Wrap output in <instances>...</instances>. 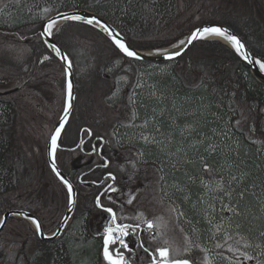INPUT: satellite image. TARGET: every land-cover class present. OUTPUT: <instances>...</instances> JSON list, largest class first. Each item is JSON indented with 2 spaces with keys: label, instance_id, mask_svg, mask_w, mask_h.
<instances>
[{
  "label": "trees",
  "instance_id": "obj_1",
  "mask_svg": "<svg viewBox=\"0 0 264 264\" xmlns=\"http://www.w3.org/2000/svg\"><path fill=\"white\" fill-rule=\"evenodd\" d=\"M198 4L222 7L220 0H102L87 8L111 18L138 48L154 49L148 38L168 31L172 35L158 45L162 48L204 24L184 28L192 21L188 12ZM29 12L25 4L10 18L7 11L0 10V82L23 84L0 90V101L22 107L25 90L57 81L64 93L61 118L69 100L67 64L46 40L43 28L47 20L35 21ZM252 13L243 12L242 17L257 20L264 29L263 17ZM216 18L213 21L224 22ZM234 27L248 39L256 55L264 58V32ZM180 28L184 31L178 34ZM56 35L74 57L79 79L77 110L59 153L62 166L80 189L75 218L99 208L102 195L106 205L115 207L122 217L119 204L107 199L106 189H125L143 179L145 193L175 199L173 204L183 212L182 220L199 244L224 245L219 231L228 223L242 231L236 248L249 251L248 246L254 247L255 256L264 264V83L250 62L236 48L215 39L198 42L181 59L155 62L128 55L107 32L84 21H69ZM89 95L96 96L91 104L94 120L85 117ZM81 115L78 136L70 139L72 124ZM101 136L108 138L105 155L92 151ZM86 138L89 144L84 146ZM14 149L5 157V146L0 143V174L14 166ZM108 158L110 166L106 165ZM51 167L45 180L67 193L71 202L70 188ZM110 173L118 175L115 184ZM16 194H0V221L10 210L28 207ZM28 209L44 219L50 233L61 227L67 214L53 216L48 208ZM122 220L133 222L127 217ZM6 233L16 240L35 239V247L44 241L24 217H14L0 236ZM89 248L91 254H97L100 245ZM219 251L230 257L236 254L225 247ZM187 258L207 264L201 248Z\"/></svg>",
  "mask_w": 264,
  "mask_h": 264
},
{
  "label": "rangeland",
  "instance_id": "obj_2",
  "mask_svg": "<svg viewBox=\"0 0 264 264\" xmlns=\"http://www.w3.org/2000/svg\"><path fill=\"white\" fill-rule=\"evenodd\" d=\"M97 1L102 0H67V2L65 0H0V10L7 11L5 15L10 18L14 11L20 8V5L25 4L26 7H29V13L33 15V20L44 21L54 14L68 10L64 9L66 8L64 7L65 4L71 7L70 9H74L79 8V6L94 5ZM220 1L222 7L218 8L205 4L194 6L193 10L188 12L189 14L192 13V15H189L192 21L187 22L184 28L189 29L197 23L217 22L213 20L218 17L222 18L221 20L224 21H221L222 23L226 22V24L233 27L240 25L246 31L250 29L259 33L264 32L257 20L242 17L243 12H256L255 17L260 14L264 19V0ZM5 23L8 25V20ZM131 25H129L130 30ZM181 31H184V29L180 28L178 34ZM167 32L154 38L145 37L158 49L160 48L158 45L164 43L166 37H171L172 34ZM142 37L144 38V36ZM83 45L85 44L83 43ZM86 72L85 69L84 73ZM55 82L57 81L34 84L25 90L22 97L24 100L22 107L17 108L10 103L0 101V143L5 146V157H9L10 150L15 148L11 157V162L14 160L13 169L11 167L5 175L0 174V194L14 191L17 193L16 199L22 205L35 207L36 209L48 208L53 211V216H62L64 212L68 213L71 206L68 194L57 189L56 185L54 186L53 183L44 178V176L52 173L49 155L50 137L53 136L59 121L63 117L60 118V104L64 93L61 92L60 83ZM22 85L17 80L7 83L0 82V90L9 91ZM69 94L68 89V98ZM88 98V102L84 107L88 112L85 117L94 120L96 117L93 114L91 104L96 100V96L89 95ZM82 118V115L77 117L72 124L69 132L70 139L73 138L74 140L78 136L75 133L80 129L79 121ZM101 140L97 139L96 142L102 145L105 142ZM107 143H105L106 148ZM94 149H96L95 146L92 151ZM111 187L106 189L107 199L110 202L119 204L122 218L127 217L133 220L132 225L144 224V228L140 231L144 233V239L154 251H157L161 246H167L170 241L174 255L176 249L181 250V259H190L187 257L194 253L197 248H201L203 253L206 252V259H204L207 264H210V257L211 264H263L255 256L254 247L248 246L249 251L239 249V247L236 248L235 243L242 237V231L230 226L228 223L220 229L219 233L224 239L221 238L219 241H223V247L233 250L236 253L235 256L223 255L219 251L222 246L220 244L214 245L210 241L207 246L202 241L204 246L201 247L199 240L188 230L184 220H182L183 212H180L177 204H173L175 199L164 197L158 193L154 197L151 195L152 192L145 193L147 187L145 180L142 179L138 184L125 189L120 188L119 192L112 191ZM28 207L17 209L29 210ZM151 220H156L158 224L162 223L164 227L162 229L158 227L155 232L150 231L148 222ZM113 225L114 216L112 213L99 206V209L95 207L92 212L81 213L80 216L74 218L60 240L54 242L44 240L37 247L34 244L35 239H30V241L16 240L7 232L2 237L0 236V264H112L107 257L106 249L107 229ZM161 231L163 235H161ZM156 237H159V240ZM189 237H191V243H189ZM130 239H133L134 247L137 248V251L129 252V256L133 258V264H154L156 259L161 258L159 256L153 257L152 253L143 247L139 236ZM88 244L100 245L99 252L91 254ZM34 247L36 248L35 251H33ZM189 247L193 249L191 252L187 251ZM248 253H251L252 259H249Z\"/></svg>",
  "mask_w": 264,
  "mask_h": 264
},
{
  "label": "snow or ice",
  "instance_id": "obj_3",
  "mask_svg": "<svg viewBox=\"0 0 264 264\" xmlns=\"http://www.w3.org/2000/svg\"><path fill=\"white\" fill-rule=\"evenodd\" d=\"M68 19H76L81 21H87L93 25L99 24L100 26H103V28L111 34V36L115 39L116 43L123 49L125 53L132 57H136L139 59H145V55L139 51L134 50L132 47L129 46V44L126 42V40L123 38V34L119 32L118 29H113L112 26L108 25L104 20H102L99 17H87L84 15H76V16H69L66 17ZM59 21H53L52 24L49 25V31L48 33H45L46 36L52 35L55 36L54 26L58 24ZM210 35H219L227 37L229 40H231L235 47L246 57L249 59H254L250 52L247 51L248 45L247 43L237 34L232 33L231 30L223 27V26H214V27H208L202 30H198L194 36L192 37V41L195 42L198 38H201L202 36H210ZM49 43H52L49 41ZM186 45V46H184ZM61 56H66L65 51L60 47L58 44L52 45ZM184 46V47H182ZM177 48H181V51H175V52H169V58L170 59H176L178 57L183 56L191 47V44L188 41H181L178 45H176ZM159 52H163L164 50H158ZM66 58L71 61L70 56H66ZM48 59H52V57H48ZM258 63L260 66L264 67V59H259ZM69 72H72V68H69ZM75 82H70L69 85V92H70V98L68 102V112L71 113L73 111L74 103H73V97L75 96ZM68 125V117L65 118L63 126H61L58 131L54 135V145L52 149V156L55 159L57 157V150L60 148V140L61 135L65 131V127ZM95 133L92 132V135ZM85 143H87V140H85ZM99 151H103V149H99ZM111 162L109 161V164ZM211 167V166H209ZM56 171L61 174L62 178L65 179V181L69 184V187L72 188L73 192V198H72V204L73 208H75V205L77 203V192L75 186L72 184V182L64 176L59 163L56 164ZM109 175L115 176L114 173H110ZM112 191L119 192V188H112ZM115 199V197H113ZM104 197L101 196L99 198V203L101 207L108 208L107 205L104 204ZM134 202V201H133ZM110 212L114 215V225L110 226L107 236V257L109 261L112 262V264H133V258L129 256V252H135L137 251V248L134 247V241L133 239L136 236H139L141 238V243L143 244V247L147 249L148 252L152 253L153 257H161L155 260L154 264H194L192 259H181L180 258V249H176L175 255L173 254V247L171 246V242L169 241L167 246H161L158 248L157 251H154L152 247H149L148 243L144 239V233L140 231V229L144 228V224L139 225H129L127 223L121 222V216L119 215L117 209L115 208H108ZM14 215H25L28 216V213H14ZM144 216V214H142ZM36 221V223L40 226L41 234L42 235H49L45 231L44 225L41 223L39 218L36 217H30ZM146 218V216H145ZM9 217H4V223L0 224V230L4 229L8 223ZM149 223V230L155 232V230L159 228H163L164 225L162 223H159L156 220H151ZM60 233H57L59 235ZM161 235H163V232L161 231ZM157 240H159V237H156ZM189 243H191V237H189ZM223 247V245H221ZM201 247H203L201 245ZM193 249L192 247H189L187 251L191 252ZM239 251V250H238ZM249 259H252L251 253L247 254ZM210 264H211V257L209 258Z\"/></svg>",
  "mask_w": 264,
  "mask_h": 264
},
{
  "label": "water",
  "instance_id": "obj_4",
  "mask_svg": "<svg viewBox=\"0 0 264 264\" xmlns=\"http://www.w3.org/2000/svg\"><path fill=\"white\" fill-rule=\"evenodd\" d=\"M76 15H84V16H87V17H99L101 18L102 20H104L108 25L112 26L113 29H118L120 33L123 34V38L126 40V42L129 44L130 47H132L134 50L136 51H139L141 53H143L145 55V59L143 60H148V61H155V62H169V61H173V60H176V59H181L182 57H184L198 42L204 40V39H208L206 36H202L201 38H198L195 42L192 41V37L194 36V34L198 31V30H202V29H205V28H208V27H214V26H223L229 30H231L232 33H235L237 35H239L248 45V49L247 51L251 53L252 57L254 59H249V58H246L244 55V57L250 62V64L252 65L253 69H254V72L255 74L258 76V78L264 82V67L260 66V64L258 63V59L260 58L258 55H256V53L254 52V50L252 49L248 39L240 32L238 31L236 28H234L233 26L229 25V24H226V23H222V22H208V23H205V24H202L200 26H198L197 28H195L191 33H190V36H191V39L189 41V43L191 44V47L189 48V50L181 57H178L176 59H170L169 58V55L168 53H147L146 51H148L147 49H141V48H138L136 45H134V43L130 40V38L128 37V35L123 31V29L118 25L116 24L111 18H109L108 16L104 15L103 13L99 12V11H96L94 9H91V8H87V7H79V8H74V9H68V10H63L57 14H54L52 17H50L46 23V25L44 26L43 28V33L45 35V33H48L49 31V25L55 20V21H62L63 23H67L69 21H73V20H76V19H68L66 17H69V16H76ZM76 21H81V20H76ZM84 22H87V21H84ZM62 23V24H63ZM89 23V22H87ZM91 24V23H90ZM99 28H101L102 30H104L105 32H107L102 26L100 25H95ZM57 31H55L56 33ZM110 36L111 34L109 32H107ZM46 40L47 42L49 43V41H51L52 43H49L51 45V47L60 55V53L52 46L53 44H58L60 45V47L65 51L66 53V56H70L71 57V61H69L66 56H61L66 64H67V68H68V74H69V78H70V82L74 81L75 82V96L73 97V103H74V107H73V111L71 113L68 112V108L64 114V116L62 117L61 121L59 122L54 134H53V137H52V141H51V145H50V158H51V162L53 164V167L55 168L56 170V164L59 163V166L64 174L65 177H67L71 182L72 184L75 186L76 188V192H77V203L75 205V208H73V204H72V201H71V206L69 208V211L61 225V227L59 228V230H57L56 232H53V233H49L48 230H47V227H46V224L44 222V219L38 214L36 213L35 211H31V210H26V209H12L10 210L6 216L9 217V220H8V223L6 225V227L2 230H0V235L8 228L10 222L12 221V219L14 217H17V216H21V217H26V218H29L30 220H32L34 222V219L30 218V217H36V218H39V220L41 221V223L44 225L45 227V231L49 234V235H42V237L45 239V240H57L59 239L66 231L67 229L69 228V226L71 225L77 211H78V208H79V200H80V189H79V186L78 184L76 183L75 179L72 177V175L62 166L60 160H59V151H60V148L62 147V140H63V137H64V134L67 130V128L69 127V125L71 124L73 118H74V115H75V112H76V109H77V106H78V101H79V79H78V72H77V67H76V62H75V59L74 57L72 56V54L67 50V48L58 40L57 38V35L55 34V36H52V35H48L46 36ZM112 37V36H111ZM113 38V37H112ZM114 39V38H113ZM115 40V39H114ZM182 50V49H181ZM180 50V51H181ZM72 68V72L70 73L69 72V68ZM68 117V125L65 127V131L64 133L61 135V142H60V148L59 150L57 151V157L54 159L53 156H52V149H53V145H54V135L55 133L58 131V129L63 126V123H64V120L65 118ZM58 173V172H57ZM60 176L61 174L58 173ZM62 177V176H61ZM63 180L65 181V179L63 178ZM66 182V181H65ZM67 183V182H66ZM68 184V183H67ZM69 185V184H68ZM72 190V188H71ZM72 198H73V192H72ZM14 213H28V216H25V215H14ZM5 221L4 219L1 221L0 224H3ZM37 227L39 228L40 230V226L37 225ZM41 232V230H40ZM57 233H60L59 235H57Z\"/></svg>",
  "mask_w": 264,
  "mask_h": 264
},
{
  "label": "bare ground",
  "instance_id": "obj_5",
  "mask_svg": "<svg viewBox=\"0 0 264 264\" xmlns=\"http://www.w3.org/2000/svg\"><path fill=\"white\" fill-rule=\"evenodd\" d=\"M62 21H59V23L58 24H56L55 26H54V31H57L58 30V28L62 25ZM52 24V23H51ZM99 25V24H98ZM103 27V26H102ZM208 39H212V40H221V41H223V42H225V43H227V44H229V45H231L232 47H235V44L231 41V40H229L227 37H224V36H219V35H210V36H206ZM190 39H191V36H190V34L189 35H187V36H185L184 38H182L181 40H179L177 43H175V44H173V45H170V46H167V47H162V48H158V49H147L148 51H146L147 53H169V52H175V51H180L181 49H182V47H184V46H186V45H184V46H182L181 48H177L176 47V45H178L181 41H190ZM236 48V47H235ZM158 50H164L163 52H159ZM259 59H263V58H259ZM259 59H258V61H259ZM73 121V120H72ZM72 123V122H71ZM71 125V124H70ZM60 142H61V140H60ZM59 150V149H58ZM57 150V151H58ZM34 224H36V225H38L37 223H36V221L34 220Z\"/></svg>",
  "mask_w": 264,
  "mask_h": 264
}]
</instances>
